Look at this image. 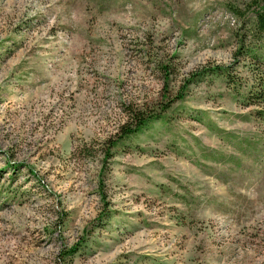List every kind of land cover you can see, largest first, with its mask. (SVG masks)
I'll use <instances>...</instances> for the list:
<instances>
[{
    "label": "rangeland",
    "instance_id": "374dc122",
    "mask_svg": "<svg viewBox=\"0 0 264 264\" xmlns=\"http://www.w3.org/2000/svg\"><path fill=\"white\" fill-rule=\"evenodd\" d=\"M252 1L0 0V264H264Z\"/></svg>",
    "mask_w": 264,
    "mask_h": 264
},
{
    "label": "trees",
    "instance_id": "16d2710c",
    "mask_svg": "<svg viewBox=\"0 0 264 264\" xmlns=\"http://www.w3.org/2000/svg\"><path fill=\"white\" fill-rule=\"evenodd\" d=\"M255 14V30L259 35H264V0H253ZM166 108H162L164 111ZM127 112V118L121 126L122 131L118 138H124L131 133L141 129L145 124L159 117V114L148 113L146 109L130 108ZM115 141L111 142L114 145Z\"/></svg>",
    "mask_w": 264,
    "mask_h": 264
}]
</instances>
